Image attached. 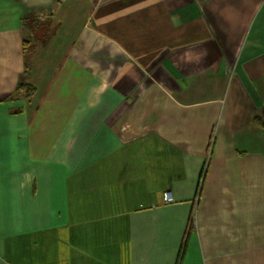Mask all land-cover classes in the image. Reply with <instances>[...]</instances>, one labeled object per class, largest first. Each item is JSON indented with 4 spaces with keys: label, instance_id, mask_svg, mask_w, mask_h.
<instances>
[{
    "label": "crops",
    "instance_id": "0c3cea01",
    "mask_svg": "<svg viewBox=\"0 0 264 264\" xmlns=\"http://www.w3.org/2000/svg\"><path fill=\"white\" fill-rule=\"evenodd\" d=\"M181 248L264 264V0H0V264Z\"/></svg>",
    "mask_w": 264,
    "mask_h": 264
},
{
    "label": "rangeland",
    "instance_id": "374dc122",
    "mask_svg": "<svg viewBox=\"0 0 264 264\" xmlns=\"http://www.w3.org/2000/svg\"><path fill=\"white\" fill-rule=\"evenodd\" d=\"M49 19L48 18H44V19H41V20H38L37 22H35L34 24L32 23H28L26 24V27H27V37L29 38V40L35 38V39H42L43 37H45L46 35V32H47V29L49 27ZM31 28V29H30ZM32 31L31 33H33L32 36L30 31ZM30 33V35H29ZM31 38V39H30ZM34 42V46H38L40 44L41 41H33ZM31 53V52H30ZM29 57V56H27Z\"/></svg>",
    "mask_w": 264,
    "mask_h": 264
},
{
    "label": "trees",
    "instance_id": "16d2710c",
    "mask_svg": "<svg viewBox=\"0 0 264 264\" xmlns=\"http://www.w3.org/2000/svg\"><path fill=\"white\" fill-rule=\"evenodd\" d=\"M35 22L37 21H34V19H32L30 16H25L23 17V24L26 23H32L34 24ZM26 42V41H25ZM27 72H28V66H27ZM24 75L21 76V79L18 81L17 85H16V91H22L24 93V96L28 99L31 98L33 92H34V87L31 86L30 84H27L24 82ZM181 257H182V248H181V251L179 252L178 254V257H177V264H180V261H181Z\"/></svg>",
    "mask_w": 264,
    "mask_h": 264
},
{
    "label": "built area",
    "instance_id": "2783aa9c",
    "mask_svg": "<svg viewBox=\"0 0 264 264\" xmlns=\"http://www.w3.org/2000/svg\"><path fill=\"white\" fill-rule=\"evenodd\" d=\"M162 200L163 202L165 203H169L172 201V195H171V192L166 190L162 193Z\"/></svg>",
    "mask_w": 264,
    "mask_h": 264
}]
</instances>
